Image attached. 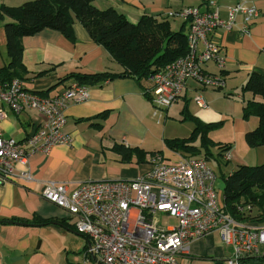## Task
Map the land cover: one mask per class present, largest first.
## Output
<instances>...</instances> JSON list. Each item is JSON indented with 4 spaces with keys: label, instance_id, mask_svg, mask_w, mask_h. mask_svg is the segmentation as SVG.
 <instances>
[{
    "label": "crops",
    "instance_id": "1",
    "mask_svg": "<svg viewBox=\"0 0 264 264\" xmlns=\"http://www.w3.org/2000/svg\"><path fill=\"white\" fill-rule=\"evenodd\" d=\"M24 1L0 0V4L16 6ZM205 1L96 0L94 4L99 8L112 6L130 22H136L143 14L162 18L168 16L167 10L178 11L189 6L204 9ZM215 1L222 9L237 1H247L258 10L247 34L216 30V34L220 33L218 42L226 59L221 71L224 87L220 91L202 88L198 82L189 80L176 102L163 114H157L144 94V90L152 86L150 78L138 83L131 76L117 75L89 86L85 100L69 103L65 108L63 131L71 135L72 144L54 145L46 154H30L27 165L32 174L31 181L26 182L20 177V165L14 167L11 181H0V219L3 220L0 221V264H100L95 257L86 256L90 240L68 225L59 206L40 195L43 182L54 180L73 186L89 180H134L148 171L155 154H160L163 161L176 160V152L165 146L164 139L190 135L194 123L184 119L185 113H192L203 123H220L222 129H228V136L222 139L230 146L225 151L227 158L239 161L236 167L252 165L250 152L253 148L246 144L244 133L257 125V118L243 119L242 107L248 100L261 101L262 97L242 92L241 86L250 72L264 76V0ZM219 12L225 16L223 10ZM7 20H0V67L6 60L3 22ZM169 22L171 29L177 30L182 20L169 18ZM72 31L73 41L48 28L22 38L25 71L20 80L26 89L41 92L57 84L47 92L53 95L72 81L59 82L71 72L123 71L108 51L91 39L81 23L74 22ZM205 68L213 72L217 70L211 62L206 63ZM38 72L42 74L38 75ZM194 96L195 100L202 99L206 107H198V103L193 102ZM190 103L196 111L188 110ZM1 106L7 112L0 122L5 137L21 142L40 125L41 116L33 109L15 111L6 104ZM119 145L139 148L145 155L140 161L137 157H142L141 153L140 156L133 153L123 160L113 148ZM23 148L27 150L26 146ZM254 148L262 152L264 158V146ZM217 177L222 180L219 175ZM35 217L52 222L36 223ZM16 219L26 222H8ZM229 255L230 247L222 242L217 232H210L192 241L189 251L179 255L178 261L179 264H214L216 261L230 264ZM260 257L263 259L264 253Z\"/></svg>",
    "mask_w": 264,
    "mask_h": 264
},
{
    "label": "built area",
    "instance_id": "2",
    "mask_svg": "<svg viewBox=\"0 0 264 264\" xmlns=\"http://www.w3.org/2000/svg\"><path fill=\"white\" fill-rule=\"evenodd\" d=\"M204 6L210 11L190 6V11L181 8L166 13L182 21L190 17L191 31L201 37L215 27L247 34L249 20L258 14L247 1H237L223 9L209 1ZM222 10L224 17L219 14ZM238 20L245 23L238 27ZM219 34L214 45L203 43L206 52H198L191 40L185 55L150 76L154 87L150 85L147 97L155 110L176 101L189 80L203 85L201 73L207 84L224 86L219 82L221 76L201 66L213 58L218 67L224 65L225 59L211 54L223 53ZM87 95L88 86L75 81L53 95H40L24 90L18 79L0 80V122L6 116L1 104L14 110L33 109L41 116L40 125L21 142L4 137L0 129V181H11L16 165L21 166L20 177L31 181L27 165L30 154H46L58 144L71 145V135L63 131L65 108L85 100ZM198 104L203 101L200 99ZM40 194L59 206L68 225L90 240L86 256L95 257L100 264H179L178 256L189 251L190 243L210 232H217L230 247V264H264L248 260L264 253V225L240 221L224 211L214 172L198 156L176 153V160L163 161L156 155L148 171L134 180L85 181L73 186L50 180L42 184ZM161 216L172 217L175 222L164 224Z\"/></svg>",
    "mask_w": 264,
    "mask_h": 264
},
{
    "label": "trees",
    "instance_id": "3",
    "mask_svg": "<svg viewBox=\"0 0 264 264\" xmlns=\"http://www.w3.org/2000/svg\"><path fill=\"white\" fill-rule=\"evenodd\" d=\"M96 0H26L16 6L0 4V20L3 22L5 35V63L0 67L1 82L12 78H21L25 71L22 63V38L31 36L38 31L48 28L60 32L67 39L73 41L72 24L79 22L85 28L91 39L104 47L111 57L123 67L119 73L99 72L81 73L71 72L59 82L72 79L78 84L92 86L117 75H128L138 83L145 81L164 65L183 56L188 50L187 25L182 21L177 30L170 27L169 18L173 16L158 17L143 14L136 22H130L126 16L112 6L97 7ZM184 27L186 30H184ZM184 30V31H183ZM222 71V70H221ZM220 71V74H221ZM41 75V72L37 73ZM224 78V77H223ZM225 82V81H224ZM225 84V83H224ZM57 84L48 89L35 92L47 94ZM203 87V85H200ZM148 86L144 94L149 97ZM222 89V88H220ZM219 90V89H216ZM242 92H251L259 95L262 100H248L242 107V118L250 116L257 118V125L244 133L246 144L251 147L264 146V76L257 72H250L241 86ZM185 113V111H183ZM184 119H191L194 127L187 137L165 138V146L182 155L198 156L206 159L215 158L210 146H216L219 152L216 155L226 156L230 146L214 142L207 132L212 122L203 123L196 117L185 113ZM215 124V123H214ZM194 142H198L196 145ZM122 159H128L133 153L140 161L145 155L139 148H124L114 146ZM223 151V152H221ZM200 153V154H199ZM219 176L222 178V203L224 211L232 217L252 224H264V211L257 215L251 213L253 206H260L264 197V163L258 165H238L228 174L220 172V162H216ZM241 207L243 210H239ZM36 223H51V220L38 217L33 219ZM0 221H3L0 219ZM8 222H26L24 220H8ZM249 257L248 260H256ZM264 263L263 259H260Z\"/></svg>",
    "mask_w": 264,
    "mask_h": 264
},
{
    "label": "rangeland",
    "instance_id": "4",
    "mask_svg": "<svg viewBox=\"0 0 264 264\" xmlns=\"http://www.w3.org/2000/svg\"><path fill=\"white\" fill-rule=\"evenodd\" d=\"M172 19H177L176 17H171ZM174 26H176V25H174ZM184 30H186V28L184 27ZM183 30V31H184ZM212 63V62H211ZM203 88V87H202ZM221 89H219L218 91H220ZM176 101H174L173 103H175ZM193 102L195 103V104H197V102H196V100H195V96L193 97ZM172 103V104H173ZM171 104V105H172ZM170 105V106H171ZM170 106H168V107H170ZM197 106L198 107H200V108H205L206 106H204V107H202V106H200V105H198L197 104ZM168 107H165L164 109H161L160 111L159 110H155V108L153 107V111L155 110V111H157V114H163V111L165 110V109H167ZM188 107H189V109L188 110H194V111H196V108L193 106V104L192 103H190L189 105H188ZM189 111V112H190ZM191 113V112H190ZM190 115H192L193 116V114L191 113ZM159 116H161V115H159ZM195 117V116H194ZM196 119H198V117L196 116ZM190 121H192L193 122V120H191V119H189ZM194 123V122H193ZM205 123H208V122H205ZM213 123V125H211V128L209 129V131L207 132V135L214 141V142H216V143H220L221 145H223V144H225V142H223L224 140H222V139H225L227 136H228V132H230L228 129H225V128H223L222 129V125L220 124V123H215L214 124V122H212ZM190 133V132H189ZM189 135V134H188ZM195 143V142H194ZM197 145V144H196ZM210 149V151H212V153H213V155H215V158H217V160L220 162V172L221 173H223V174H228L229 172H227L228 171V169H231V168H234V167H236V163H238L239 161H235V160H229L227 163H225L226 162V156H224V157H222V156H219V155H216V153H217V149H216V146H210L209 147ZM200 154V153H199ZM262 155V152H257L256 151V148H253V149H251V152H250V156L252 157V165H258V164H260V163H263L262 161H264V158L261 156ZM218 161H216L214 158H210V159H206V162H207V165L214 171V173H215V176H216V184H215V186H216V189L218 190V193H219V195H220V199H221V201H222V181H221V179L220 178H218L217 177V175H219L218 174V171L219 170H217V164H216V162H218ZM223 171H226L227 173H225V172H223ZM262 211H264V197L262 198V201H261V205L260 206H253L252 208H251V213L252 214H254V215H257V214H259L260 212H262ZM161 220H162V222L164 223V224H168V223H174L175 222V220H174V218H172V217H165V216H162L161 217ZM263 247V249H264V245L262 246Z\"/></svg>",
    "mask_w": 264,
    "mask_h": 264
},
{
    "label": "bare ground",
    "instance_id": "5",
    "mask_svg": "<svg viewBox=\"0 0 264 264\" xmlns=\"http://www.w3.org/2000/svg\"><path fill=\"white\" fill-rule=\"evenodd\" d=\"M206 1H209V2H214L215 4H216V1L215 0H206ZM205 1V2H206ZM199 7V6H198ZM182 9H186V10H188V11H190L189 9H190V6L189 7H185V8H182ZM201 11H210L208 8H204V9H201ZM258 11V10H257ZM172 12H177V11H172ZM219 14H220V12H219ZM258 15V14H257ZM173 17H176V16H173ZM257 17V16H256ZM253 20V19H252ZM252 20H249V22H248V24H249V27H250V23L252 22ZM184 21H186V25H187V32H186V34H187V44H188V48H189V50H190V41L191 40H193L194 41V43H195V46H196V49H197V51L198 52H206V49H205V47H204V45H203V43L204 42H207V43H209V44H211V45H214L215 44V37H216V30L217 29H220V28H218V27H215L213 30H212V32L211 33H209V34H207L205 37H201V36H197V35H194L193 34V32L191 31V29H190V25H191V19H190V17L188 18V19H186V20H184ZM238 23V22H237ZM245 22L243 21V20H241V23L240 24H237L238 25V27H240V26H242L243 24H244ZM239 31V30H238ZM221 46V45H220ZM211 54L212 55H214V56H216V55H219L222 59H225V55H224V53H220V52H217V51H212L211 52ZM185 55V54H184ZM179 58H181V57H179ZM178 59V58H177ZM177 59H175V60H177ZM226 60V59H225ZM209 62H212L214 65H215V67H216V71H208V70H206V63L205 64H202L201 66L202 67H204V70L205 71H207V72H209V73H214V74H217V75H219V76H221L220 78H219V82L221 83V84H224L225 82H224V78H223V76L220 74V71L224 68V66H225V63H224V65L222 66V67H218L217 65H216V59L215 58H213V59H210L209 60ZM208 63V62H207ZM165 68V67H164ZM164 68L163 69H161V70H158V71H163L164 70ZM156 72V71H155ZM152 75H154V74H152ZM200 76L203 78V80H204V83H203V88H210V89H220V87L219 86H214V85H209V84H207L206 83V76L203 74V73H201L200 74ZM12 79H18V78H12ZM11 79V80H12ZM19 80V82L21 83V80L20 79H18ZM10 81V80H9ZM5 82H7V81H5ZM76 82V81H75ZM151 84H152V82H151ZM199 84V83H198ZM21 85H22V83H21ZM68 85V84H67ZM66 85V86H67ZM200 85V84H199ZM22 87H23V89L25 90V88H24V86L22 85ZM65 87V86H64ZM63 87V88H64ZM151 87H154L153 86V84H152V86ZM224 87V86H223ZM222 87V88H223ZM27 91V90H26ZM182 92H183V90H182ZM35 93V92H34ZM36 94H38V93H36ZM182 94V93H181ZM180 94V95H181ZM40 95H49V94H40ZM88 96V95H87ZM179 98V97H178ZM200 99L199 98H197V103H198V101H199ZM202 100V99H201ZM200 106H205V104H204V102H203V104H199ZM167 106V105H166ZM11 108V107H10ZM4 109V108H3ZM13 109V108H12ZM14 110V109H13ZM21 110V109H20ZM20 110H15V111H20ZM4 111H5V109H4ZM6 112V111H5ZM6 116H7V112H6ZM5 116V117H6ZM4 119V118H3ZM2 119V120H3ZM1 120V121H2ZM0 129H1V127H0ZM1 132H2V130H1ZM3 135V134H2ZM5 137V136H4ZM8 138H11V137H8ZM13 139V138H12ZM15 140V139H14ZM16 141V140H15ZM156 155H159L160 156V154H155L154 156H156ZM153 156V157H154ZM162 158V157H161ZM202 158V157H201ZM207 163V162H206ZM213 171V170H212ZM214 172V171H213ZM214 175H215V173H214ZM48 181H50V180H48ZM54 181V180H53ZM89 181H92V180H89ZM103 181V180H102ZM46 182V181H45ZM57 182H60V181H57ZM215 182H216V176H215ZM44 183V182H43ZM41 188H42V186H41ZM41 191V190H40ZM41 195V194H40ZM50 202V201H49ZM54 204V203H53ZM56 205V204H55ZM162 217V216H161ZM252 224V223H251ZM257 225H264V224H257ZM261 255H258V256H254V257H257L258 259H256V260H252V261H261V262H263L262 260H260V259H262L261 257H260ZM252 257V256H251Z\"/></svg>",
    "mask_w": 264,
    "mask_h": 264
},
{
    "label": "water",
    "instance_id": "6",
    "mask_svg": "<svg viewBox=\"0 0 264 264\" xmlns=\"http://www.w3.org/2000/svg\"><path fill=\"white\" fill-rule=\"evenodd\" d=\"M214 264H222L221 261H216Z\"/></svg>",
    "mask_w": 264,
    "mask_h": 264
}]
</instances>
